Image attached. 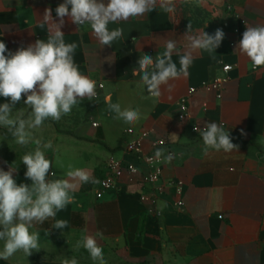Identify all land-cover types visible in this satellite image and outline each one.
Masks as SVG:
<instances>
[{"label": "crops", "instance_id": "crops-1", "mask_svg": "<svg viewBox=\"0 0 264 264\" xmlns=\"http://www.w3.org/2000/svg\"><path fill=\"white\" fill-rule=\"evenodd\" d=\"M63 2L0 0V40L13 53L37 39L46 40L47 25L41 27L44 11L51 8L58 22L55 9ZM189 23L190 34H214L217 29L225 33L212 54L215 59L207 52L195 53L187 77L170 81L171 91L165 86L159 99L150 97L140 76L133 75L139 57L162 53L170 39L183 52ZM256 25H264V0H178L174 14L157 7L145 17L109 24L110 30L122 28L123 35L111 47L102 48L88 25L78 29L65 17L61 30L66 43L78 45L74 59L80 72L104 87L96 89V101H82L60 121L49 119L33 134L52 142L53 147L44 150L55 173L49 179L67 178L70 168H82L98 183L78 185L74 203L57 212L55 219L67 220L68 227L52 228V218L34 225L40 251L55 255L27 259L25 264H63L73 257L78 264H98L83 247H76L85 235L97 232L103 234L97 241L106 264H264V68L253 70L236 49L246 26ZM172 59L179 67V56L174 53ZM225 65L231 66L227 72ZM220 76L226 80L218 97L208 86ZM191 88L195 92L188 96ZM109 93L111 102L119 103L122 110L138 109L139 121L129 125L115 119L105 103ZM185 96L187 117L181 119L179 102ZM23 99L15 109L27 114L30 109ZM7 102L0 97V104ZM205 122L223 126L238 150L205 151L194 130ZM142 131L149 132L143 142L145 153L154 155L158 148L166 155L175 152L173 161L164 164L163 179L184 182L182 207L176 205L172 185L165 186L155 204L145 203L140 187L129 183L126 171L115 187H103L112 159L145 167L126 150ZM154 141L163 143L154 146ZM34 148L32 143L16 144L0 127V168L17 169L18 184L31 183L25 178L22 156ZM152 208L157 213L150 212Z\"/></svg>", "mask_w": 264, "mask_h": 264}, {"label": "clouds", "instance_id": "clouds-1", "mask_svg": "<svg viewBox=\"0 0 264 264\" xmlns=\"http://www.w3.org/2000/svg\"><path fill=\"white\" fill-rule=\"evenodd\" d=\"M177 3L178 0H64L55 9L58 22L53 19L51 8L44 11L41 27L47 25L46 40L37 39L14 53L0 40V97L9 101L0 104V127L7 130L16 144L35 145L33 151L22 156L26 169L24 175L30 184H18L14 178L17 169L12 166L7 171L0 168V241L3 242L0 259L8 260L17 252L27 257L39 252V232L32 231L34 225L55 219L58 211L74 203L73 194L78 185L98 183L90 172L82 168H70L65 174L67 178L49 179V175L54 176L55 173L51 171L52 161L46 158L44 150L52 148V142H43L42 137L37 138L33 134V130L40 129L45 121L58 122L82 101H96L97 98L96 81L83 75L75 62L74 53L78 45L65 42L61 30L65 17L78 29L88 25L103 48L111 47L123 35L122 28L110 30L109 24L145 17L157 7L174 14ZM191 32L189 23L185 33L188 43L183 52L178 49L177 42L170 39L165 42L162 53L158 52L155 57L144 53L139 57L133 75L140 76L150 97L159 99L162 88L167 86L171 91L170 81L187 77L195 53L207 52L215 59L212 54L221 45L225 33L221 29L214 34ZM236 49L248 58L253 70L264 68V25L246 26ZM174 53L179 56V67L172 59ZM22 99L30 109L27 114L22 109H15ZM105 103L117 120L134 125L140 119L138 109L122 110L119 103L111 102L110 93L105 96ZM14 110L17 111L15 116ZM194 130L199 132L205 151L213 149L229 153L239 148L232 142L230 133L215 122H205L203 128ZM154 157L163 163L174 159V155H166L163 148H158ZM66 227L67 220L55 219L52 228L62 230ZM102 235L99 232L85 235L76 245L77 249L83 247L98 264H106L103 249L97 241V237L102 238ZM63 264H78V261L73 257L64 260Z\"/></svg>", "mask_w": 264, "mask_h": 264}, {"label": "built area", "instance_id": "built-area-1", "mask_svg": "<svg viewBox=\"0 0 264 264\" xmlns=\"http://www.w3.org/2000/svg\"><path fill=\"white\" fill-rule=\"evenodd\" d=\"M231 69L230 65H225L223 70L227 72ZM226 80V76L218 77L212 84L208 87L217 91L218 97L220 96V89L223 82ZM97 83V89L103 88V83ZM103 85V87H100ZM195 92V88H191L189 90L188 96L192 95ZM188 96L183 97L179 106L182 109V113L179 115L181 119H185L187 117V103ZM94 125H97L94 123ZM128 132L130 134H134L133 129H129ZM149 137L148 131H142L133 139H131L127 146L126 150L137 156L144 164L145 167L141 165L128 163L120 160L112 159L108 163V168L110 170V175L105 178L102 182V185L105 189L113 188L117 185L118 179L123 171L128 173V181L131 184H138L141 189V199L145 203L155 204L158 198L163 194L164 188L166 185H172L175 188L177 195L176 205L178 207H182L184 205L183 195L185 191V185L182 180H169L165 181L163 179V167L164 164L161 161H157L153 154L145 153L143 149V142ZM159 143H163V141H154L153 145L156 146ZM168 154L175 155L173 150H170ZM151 158V159H150ZM135 169V171H133ZM98 197L102 196V193H97ZM150 212L157 213V211L152 208Z\"/></svg>", "mask_w": 264, "mask_h": 264}, {"label": "rangeland", "instance_id": "rangeland-1", "mask_svg": "<svg viewBox=\"0 0 264 264\" xmlns=\"http://www.w3.org/2000/svg\"><path fill=\"white\" fill-rule=\"evenodd\" d=\"M3 248V242L0 241V250H2ZM72 252V251H70ZM56 253H60L58 252V250L56 251ZM63 253V250H62ZM75 255L74 253H70ZM55 255V253H51V252H33L30 256H25L22 252H17L16 254H14L12 257H10L8 260H2L0 259V264H25L27 262V259H41L44 257H49ZM89 255V254H87Z\"/></svg>", "mask_w": 264, "mask_h": 264}, {"label": "trees", "instance_id": "trees-1", "mask_svg": "<svg viewBox=\"0 0 264 264\" xmlns=\"http://www.w3.org/2000/svg\"><path fill=\"white\" fill-rule=\"evenodd\" d=\"M245 145H250V144H245Z\"/></svg>", "mask_w": 264, "mask_h": 264}]
</instances>
